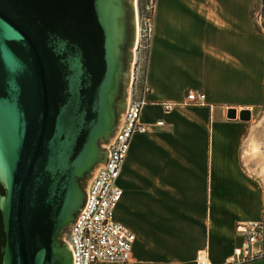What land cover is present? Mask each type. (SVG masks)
<instances>
[{
	"label": "crops",
	"instance_id": "1",
	"mask_svg": "<svg viewBox=\"0 0 264 264\" xmlns=\"http://www.w3.org/2000/svg\"><path fill=\"white\" fill-rule=\"evenodd\" d=\"M255 3L157 0L141 76L149 88L141 119L152 128L132 137L117 178L114 218L135 235L128 264H196L201 249L224 264L242 241L236 224H264V122L255 120L264 107V31ZM189 89L206 93L205 103L164 110L160 101H183ZM245 108L250 120L239 118ZM257 246L264 251V234Z\"/></svg>",
	"mask_w": 264,
	"mask_h": 264
},
{
	"label": "water",
	"instance_id": "2",
	"mask_svg": "<svg viewBox=\"0 0 264 264\" xmlns=\"http://www.w3.org/2000/svg\"><path fill=\"white\" fill-rule=\"evenodd\" d=\"M133 6L0 0V264H73L62 233L123 118Z\"/></svg>",
	"mask_w": 264,
	"mask_h": 264
},
{
	"label": "built area",
	"instance_id": "3",
	"mask_svg": "<svg viewBox=\"0 0 264 264\" xmlns=\"http://www.w3.org/2000/svg\"><path fill=\"white\" fill-rule=\"evenodd\" d=\"M157 0H144L142 6L141 29L146 38V46L154 34ZM144 72V71H143ZM149 88L139 78L130 92L120 126L108 144V158L97 166L88 184V195L79 218L67 229L66 242L72 254L73 264H128L135 235L124 223L114 218L115 208L123 195V188L117 178L126 158L132 137L137 133H148L152 126L141 119ZM206 93L189 89L183 101H160L164 110L171 111L177 105L203 104ZM163 125L162 120L156 121ZM242 237L224 264H238L256 258H264V251L257 245L264 234L263 220H243L236 224ZM196 264H213L206 249L198 250Z\"/></svg>",
	"mask_w": 264,
	"mask_h": 264
},
{
	"label": "rangeland",
	"instance_id": "4",
	"mask_svg": "<svg viewBox=\"0 0 264 264\" xmlns=\"http://www.w3.org/2000/svg\"><path fill=\"white\" fill-rule=\"evenodd\" d=\"M143 3H144V0H134L133 10H134V20L136 23L135 24V30H136V35H137V41H136V45H135V54H134L133 58L131 59V64H130V74H131L130 75V88H129V92H127L126 105H127V102L129 101L130 92H132V89L134 87V83L139 78H141V76L143 75V71H144L145 63H146V58H147L148 48L146 46V38L144 37L143 31L141 29V27H142L141 18H142ZM252 17H253V20L255 21V23L257 24V26H259L258 28L264 31V0H256L254 9L252 11ZM136 27H137V29H136ZM126 105H125V108H126ZM255 120L259 121L260 123L264 122V107L260 112L258 110V113H255ZM111 140L109 141V144L111 143ZM107 148H108V144H107ZM94 172L92 173L91 177L89 178L88 184L90 182V179L93 178ZM87 188H88V186H87ZM67 229H69V227L64 229L63 233H62L65 242H66V238H67V231H68Z\"/></svg>",
	"mask_w": 264,
	"mask_h": 264
},
{
	"label": "bare ground",
	"instance_id": "5",
	"mask_svg": "<svg viewBox=\"0 0 264 264\" xmlns=\"http://www.w3.org/2000/svg\"><path fill=\"white\" fill-rule=\"evenodd\" d=\"M136 29H137V27H136Z\"/></svg>",
	"mask_w": 264,
	"mask_h": 264
}]
</instances>
